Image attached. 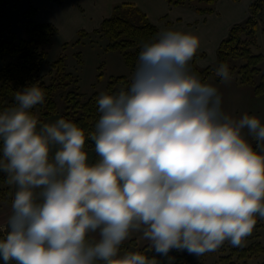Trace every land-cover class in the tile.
Wrapping results in <instances>:
<instances>
[{"label": "clouds", "instance_id": "1", "mask_svg": "<svg viewBox=\"0 0 264 264\" xmlns=\"http://www.w3.org/2000/svg\"><path fill=\"white\" fill-rule=\"evenodd\" d=\"M199 47L171 30L142 46L130 85L97 99L93 164L76 123L38 127L30 110L45 102L42 88L15 92L0 112V172L16 188L0 238L5 264H157L120 254L133 233L164 256L243 246L264 219V124L223 112L217 87L189 67ZM214 73L232 79L227 64Z\"/></svg>", "mask_w": 264, "mask_h": 264}, {"label": "trees", "instance_id": "2", "mask_svg": "<svg viewBox=\"0 0 264 264\" xmlns=\"http://www.w3.org/2000/svg\"><path fill=\"white\" fill-rule=\"evenodd\" d=\"M12 0H0V6L4 2ZM61 1V0H57ZM174 5H184L195 9L200 13H211L216 10L217 0H168ZM264 11V0H254L250 4V15L241 22L235 23L229 34L220 42L217 54L218 60L214 64L204 67L194 65L193 72L198 73L202 82L209 77L221 80L214 73L215 67L224 63L229 67L230 73L238 79L240 84L251 85L257 95L264 94V53L259 50L257 33L261 27L262 13ZM37 7L32 3L22 12L20 21L24 27V35L16 33L12 38L6 39L0 36V63L7 57L16 58L5 63L0 68V93L14 98L16 91L30 85L37 84L45 92V102L36 105L31 113L36 115L37 109L41 110V116L37 120H44L46 117L58 112L57 93L66 89L64 96L65 112L62 118L76 123L85 131L84 149H94L95 144L89 138V134L95 131V123L100 113L98 111L97 99L101 93L94 92L85 95L80 90L79 76L73 70L66 53L60 54L57 58L50 59V50L53 48L58 33L57 27L50 22H41L35 18ZM262 33L264 35V21L262 22ZM158 26L150 20L148 15L134 2H121L114 6L113 12L106 17L100 26L93 31L80 30L77 37L61 44L62 49L70 45L83 43H99V40H106L103 46L105 50H116L122 56L130 72H134L138 62L141 48L146 43L153 42L158 37ZM97 37L98 40H93ZM90 40L89 42L87 41ZM77 58L81 62V51H77ZM198 56L195 55V58ZM48 68L45 71V68ZM131 80L124 73L113 74L107 81L105 93L114 94L122 88H127ZM2 141H0V159H2ZM256 149V141L253 145ZM98 160L94 152L92 164ZM11 186L6 183V174L0 172V204L11 202ZM264 226V219L257 217L256 227ZM5 232L0 231V238ZM138 252L157 260V264H201L190 263L186 257H178L172 261L171 250L167 256L156 253L154 249L149 250V245L144 246ZM213 252V251H212ZM212 252H207L205 257ZM238 256L240 263L233 259ZM263 258L264 264V243L255 240L245 247L232 248L231 254L222 257L225 264H248L252 258ZM13 264H16L13 261Z\"/></svg>", "mask_w": 264, "mask_h": 264}, {"label": "crops", "instance_id": "3", "mask_svg": "<svg viewBox=\"0 0 264 264\" xmlns=\"http://www.w3.org/2000/svg\"><path fill=\"white\" fill-rule=\"evenodd\" d=\"M125 1L136 3L158 26L159 33L171 30L191 33L198 37L200 47L195 54L198 56L195 58L194 55L189 64L193 70L194 65L204 67L217 62L220 42L229 34L235 23L244 21L250 15V4L254 0H217L216 10L211 13H200L188 6L171 4L168 0H28L26 8L32 3L37 7L35 18L38 21L50 22L57 27L56 40L61 45L74 40L82 29L93 31L98 28L101 22L112 14L114 6ZM263 21L264 11L258 33L262 32ZM134 72L127 69L124 74L132 80ZM204 82L217 87L222 96L221 107L224 113L234 119L241 118L245 113L255 115L264 124V94L257 95L253 86L240 84L233 75L227 83L214 77H209ZM244 134L253 146L255 141L246 131ZM2 216L0 214V219ZM2 223L0 220V225ZM252 236H255L253 240L264 243V226L255 225ZM146 245H149V241L144 240L141 233H133L121 245V252H137ZM173 251L177 250L171 249V253Z\"/></svg>", "mask_w": 264, "mask_h": 264}, {"label": "rangeland", "instance_id": "4", "mask_svg": "<svg viewBox=\"0 0 264 264\" xmlns=\"http://www.w3.org/2000/svg\"><path fill=\"white\" fill-rule=\"evenodd\" d=\"M28 0H12L8 3L4 2L0 6V36L2 38L10 39L12 35L16 33L18 36L24 35V27L22 26L21 14L26 9V3ZM259 41L260 46L259 50L264 53V35L260 31L259 33ZM93 40H98L97 37H94ZM89 42L90 40L87 39ZM106 44V40H99V43H83L81 46L79 45H70L66 49H62L59 42L56 40L53 48L50 50V59L57 58L60 54L66 53L69 62L71 63L73 70L79 76V83L81 92L85 95H90L94 92L105 93L107 90V81L110 76L113 74H122L126 73L128 66L122 56L120 51L116 50H105L103 46ZM81 51V62L77 58V51ZM11 60H16V58L7 56L5 57L1 63L0 68L7 62ZM264 67V62L262 64ZM48 68H45L47 71ZM66 94V89L59 90L57 93L58 100V112L46 117L44 120H38L39 124L43 123H53L57 119L62 118V114L65 112V102L64 96ZM15 103L14 98L9 95H4L0 93V112H3L4 109L13 106ZM264 104V100H263ZM37 117L41 116V110L38 108L36 112ZM37 118V119H38ZM56 149L53 148V152ZM88 153V162L92 164L94 149H84ZM16 188L15 186H11V195L14 194ZM11 213V202L4 203L0 205V214L2 218L0 220L3 221L2 225H0V231L3 229L6 231V221L8 216ZM255 237V236H254ZM253 236H248L244 241L242 247L245 245H250L253 241ZM251 241V242H250ZM233 246L228 242H225L218 250L213 251L211 254L202 257L196 256L193 254H189L186 250L176 252H172V261H175L178 257L182 256V258L186 257L185 260L190 263H201V264H225L222 262V257L226 255H230ZM125 252L123 251L120 254L123 255ZM132 252V251H130ZM180 255V256H179ZM233 259L242 262L243 259L238 260V256L233 255ZM263 258H252L248 260V264H262ZM0 264H5L2 258H0ZM9 264H13V261H10Z\"/></svg>", "mask_w": 264, "mask_h": 264}]
</instances>
